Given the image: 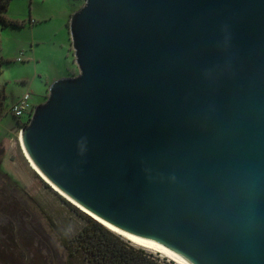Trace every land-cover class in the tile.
Masks as SVG:
<instances>
[{
	"label": "water",
	"instance_id": "obj_1",
	"mask_svg": "<svg viewBox=\"0 0 264 264\" xmlns=\"http://www.w3.org/2000/svg\"><path fill=\"white\" fill-rule=\"evenodd\" d=\"M69 32L79 73L20 129L38 170L191 264H264V0H85Z\"/></svg>",
	"mask_w": 264,
	"mask_h": 264
},
{
	"label": "rangeland",
	"instance_id": "obj_2",
	"mask_svg": "<svg viewBox=\"0 0 264 264\" xmlns=\"http://www.w3.org/2000/svg\"><path fill=\"white\" fill-rule=\"evenodd\" d=\"M84 1L10 0L6 15L17 23L0 28V90L5 94L0 115V169L11 174L15 185L8 180L14 193L12 202L27 210L25 213L49 242L50 257L53 251L57 264H84L83 253H74L68 241L85 226L86 213L64 202L63 196L32 170L18 139L28 116L24 113L16 117L9 109L27 91L35 107L46 100L56 78L79 73L69 22ZM146 251L176 264L161 253Z\"/></svg>",
	"mask_w": 264,
	"mask_h": 264
},
{
	"label": "flooded vegetation",
	"instance_id": "obj_3",
	"mask_svg": "<svg viewBox=\"0 0 264 264\" xmlns=\"http://www.w3.org/2000/svg\"><path fill=\"white\" fill-rule=\"evenodd\" d=\"M0 175V264H57L53 251L50 257L49 242L25 213L27 210L12 202L14 193L8 180L14 183L9 172L0 169Z\"/></svg>",
	"mask_w": 264,
	"mask_h": 264
},
{
	"label": "trees",
	"instance_id": "obj_4",
	"mask_svg": "<svg viewBox=\"0 0 264 264\" xmlns=\"http://www.w3.org/2000/svg\"><path fill=\"white\" fill-rule=\"evenodd\" d=\"M9 2L10 0H0V28L17 23L6 15ZM4 97V91L0 90V115L3 111ZM30 114H27L28 119ZM61 198L72 208L77 209L66 199ZM83 216L86 221L85 226L68 243L73 246L74 253L77 250L83 253L84 264H172L165 258H160L143 248L133 246L129 241L122 239L89 215L84 214ZM63 241L65 242V240Z\"/></svg>",
	"mask_w": 264,
	"mask_h": 264
},
{
	"label": "bare ground",
	"instance_id": "obj_5",
	"mask_svg": "<svg viewBox=\"0 0 264 264\" xmlns=\"http://www.w3.org/2000/svg\"><path fill=\"white\" fill-rule=\"evenodd\" d=\"M18 139H19V144H20V148L22 150V153H23L25 159L27 160V162L29 163L30 167L32 168V170H34V172H36L46 183L50 184L55 189V191H57L58 193L63 195L66 199H68L69 201H71L72 203L77 205L81 210L92 215L86 209H84L83 207L78 205L75 201H73L70 197L66 196L64 193H62L60 190H58L51 182H49V180L38 170V168L35 166V164L32 162V160L29 158L28 154L26 153L25 149L23 148V145L21 144V140H20V133H19ZM92 216L94 218H96L99 221V223H102V225L105 226L107 229H109L110 231L114 232L115 234L121 236L122 238L128 240L133 245L139 246V247L144 248V249L149 250V251L161 253L162 255L166 256L167 258H169L170 260H172L176 264H191L187 259H185V258L167 250V249H164V248H162L156 244H153V243L132 237L131 235L119 230L118 228L108 224L107 222L102 221L101 219L97 218L96 216H94V215H92Z\"/></svg>",
	"mask_w": 264,
	"mask_h": 264
},
{
	"label": "built area",
	"instance_id": "obj_6",
	"mask_svg": "<svg viewBox=\"0 0 264 264\" xmlns=\"http://www.w3.org/2000/svg\"><path fill=\"white\" fill-rule=\"evenodd\" d=\"M33 105L30 102V92H25L17 102L10 106V112L16 117H21L24 113L29 114L33 112ZM31 115V114H30Z\"/></svg>",
	"mask_w": 264,
	"mask_h": 264
}]
</instances>
